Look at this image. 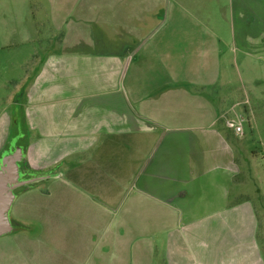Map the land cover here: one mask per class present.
Instances as JSON below:
<instances>
[{
	"label": "crops",
	"instance_id": "1",
	"mask_svg": "<svg viewBox=\"0 0 264 264\" xmlns=\"http://www.w3.org/2000/svg\"><path fill=\"white\" fill-rule=\"evenodd\" d=\"M155 1L39 0L29 37L56 41L32 52L19 112L26 170L42 178L16 193L12 258L153 264L164 236L165 264H264L253 206L232 196L224 121L240 114L210 96L221 37H183L192 17L173 15L163 33ZM232 3L233 48L264 84V0Z\"/></svg>",
	"mask_w": 264,
	"mask_h": 264
},
{
	"label": "rangeland",
	"instance_id": "2",
	"mask_svg": "<svg viewBox=\"0 0 264 264\" xmlns=\"http://www.w3.org/2000/svg\"><path fill=\"white\" fill-rule=\"evenodd\" d=\"M155 2L159 17L165 20L161 29L163 33L170 32L172 24L170 25L169 20L173 15L178 18L192 17V22L177 24V31L183 37L193 36L198 39L206 33H215L221 37V79L210 91V96L223 109L235 107L240 114H228L232 121L243 126L242 135H236L233 131L228 134L240 169L235 180L236 191L232 196L236 201L246 199L253 206L258 222L257 243L264 263V101H254L253 98L258 94L264 99V84H254L249 72V55L233 48L232 0ZM38 3L39 0H0V159L13 148L22 149L27 141L25 121L23 114L19 112V99L27 76L34 66L31 54L34 50L42 52L48 44L56 41L47 37L53 34L46 27L43 30L41 28L37 39L29 37V28L37 25L45 15ZM179 43L183 44V41ZM179 46L184 47L179 48V52L186 51L185 45ZM34 61L37 64L36 58ZM224 124L227 126L225 121ZM20 190L22 189L18 188L16 193ZM15 212L16 207H12L11 219H14ZM32 228L35 229L32 235L40 233V227L36 224ZM12 233L13 231L0 236V264H52L42 255L28 259L26 255L19 253L16 258H12L11 249L15 245ZM156 244L153 264H165L164 236ZM35 245L38 247L36 241ZM17 249L18 246H15L14 250Z\"/></svg>",
	"mask_w": 264,
	"mask_h": 264
},
{
	"label": "water",
	"instance_id": "3",
	"mask_svg": "<svg viewBox=\"0 0 264 264\" xmlns=\"http://www.w3.org/2000/svg\"><path fill=\"white\" fill-rule=\"evenodd\" d=\"M23 150L13 148L0 159V236L16 229L10 211L16 198V190L42 177L25 179L22 177Z\"/></svg>",
	"mask_w": 264,
	"mask_h": 264
},
{
	"label": "trees",
	"instance_id": "4",
	"mask_svg": "<svg viewBox=\"0 0 264 264\" xmlns=\"http://www.w3.org/2000/svg\"><path fill=\"white\" fill-rule=\"evenodd\" d=\"M22 150H23V157H24L25 145L22 148ZM25 165H26V163L23 161V163L21 165L22 171H24V174L22 175L23 178L30 179V178L36 177V175H38L36 173L29 172V170H26V166ZM30 184H34V183H30ZM30 184H28V185H30ZM28 185H26V186H24L22 188H26V187H28Z\"/></svg>",
	"mask_w": 264,
	"mask_h": 264
},
{
	"label": "built area",
	"instance_id": "5",
	"mask_svg": "<svg viewBox=\"0 0 264 264\" xmlns=\"http://www.w3.org/2000/svg\"><path fill=\"white\" fill-rule=\"evenodd\" d=\"M227 124L230 128L234 129V131L237 135L243 134V126L241 123H237V122H234L232 120H229V122H227Z\"/></svg>",
	"mask_w": 264,
	"mask_h": 264
}]
</instances>
